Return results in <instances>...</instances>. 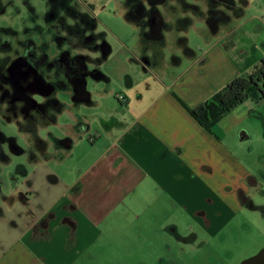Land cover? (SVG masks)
Segmentation results:
<instances>
[{
	"label": "crops",
	"instance_id": "obj_1",
	"mask_svg": "<svg viewBox=\"0 0 264 264\" xmlns=\"http://www.w3.org/2000/svg\"><path fill=\"white\" fill-rule=\"evenodd\" d=\"M123 20L139 34L129 46L124 41L129 28L120 26L114 33L123 52L122 60L114 62L119 79L112 75V49L105 67L99 68L106 79H88L95 83L94 94L122 95L123 113L119 118L109 115L110 121L100 119L106 145L98 152L102 137L89 136L93 121L81 110V105L99 104L91 91L89 104L59 101L63 109L45 127H56L61 137L49 133L44 140L37 134L44 152L29 136L31 169L19 171L20 187H13L11 198L0 203V264H158L156 243L175 228V206L187 221H199L195 211L214 210L207 200L229 215L226 209L234 198L223 190L236 183L238 172L246 171L232 149L249 140L248 129L238 128L245 115L258 108L247 100L239 107L244 117L232 124L227 115L217 124L222 135L216 129L210 134L175 97L195 107L235 77L254 70L264 56V0H248L228 27L211 31L214 39L200 40L199 49L189 46L187 36L191 29L198 31L199 21L171 37L169 44L164 29L157 39L146 41L141 27L125 13ZM179 37L186 39L184 48L190 54L177 45ZM233 128L244 130L238 132L235 148L223 135ZM52 138L70 139L71 148L56 146ZM84 140L92 147L89 157L77 163V179L68 185L62 180L69 174L67 161ZM51 160L67 169L57 173L48 169L44 163ZM221 222H215L214 232Z\"/></svg>",
	"mask_w": 264,
	"mask_h": 264
},
{
	"label": "rangeland",
	"instance_id": "obj_2",
	"mask_svg": "<svg viewBox=\"0 0 264 264\" xmlns=\"http://www.w3.org/2000/svg\"><path fill=\"white\" fill-rule=\"evenodd\" d=\"M181 1L184 3L186 2L187 4L188 2H192L194 4L197 3L199 4L200 11H202L203 15L206 12L204 4L200 1ZM124 2L125 0H0V6L2 8L0 11V44L9 43L10 45H14L11 37L8 36L4 30L17 31L18 37L24 38L25 34L23 29L25 27H34L35 25L44 27L47 25L46 16L51 11L57 12V16H59L66 24H71V19H74V17L64 13L65 10L69 8L76 13L74 16H77V19H79L80 16L85 15L90 17L92 16L94 18L95 33L102 34L104 40L114 51L112 55V57H114L112 75L115 77L116 81L119 79V75L117 74L118 63L115 65L114 62H120L122 60L123 52L120 53L121 49L119 48V43L115 38L114 33L118 31L120 26L129 28L127 29L126 33L127 40H124L126 43L128 42L129 46H132L131 44L138 40L139 34L136 28L132 29L131 31L130 28L132 27H126L127 25L123 20L125 13ZM159 9L162 12V18L167 25L164 28L163 34L165 35L166 40L169 41V44L172 42L171 37L181 35L184 25L189 24V22L193 23L195 21H199L196 23L198 31L191 29L187 34L188 39L190 40L189 46L191 48L199 49L201 45L200 40H202L204 37H212V39H214V36H211V30L205 23L204 17H199L198 13L189 8H182L179 0H170L164 9ZM183 18L187 19V22H177L183 20ZM223 25L228 27L226 24ZM199 28H201V30H205L204 34L199 30ZM132 34L136 36L134 40L132 39ZM29 36L35 40L37 44L40 43L39 38L36 35H33V33H31ZM46 39L49 43L48 53L50 56H52L55 53V50L52 43L48 41L49 37H45V40ZM166 52H168V50ZM72 53L74 54L76 51L73 50ZM9 55H11V53L0 52V59H8ZM91 56L94 57V55ZM13 57L14 55L12 54L11 58ZM104 67V64L100 66L101 69ZM94 86L95 83H93L92 80H88L87 91L92 92L94 99L98 100L99 104L94 107H85L84 105H81V110L93 121L92 130L88 133L89 136L98 137V135H101L102 137L97 141L98 144L96 145V150L98 152L101 151L106 145L105 141L103 140L105 133L100 126V119L102 118L110 121L109 115H114L116 118H119L120 114L123 113L124 105L116 99L115 96L118 95L111 96L108 94H94ZM56 97L62 103L71 102V97L68 92H58ZM34 100L38 103L43 102V99L37 95L35 96ZM248 101L258 109L250 113L249 117H246L245 115V119L242 121V125L238 129H248L250 133L248 134L250 135V139L246 140L241 146L237 147L236 140L239 139L238 132L244 130H239L236 132L235 128H233L231 131H224L223 135L226 136L224 140L225 143L229 145V147H231V145H234V148L237 147L236 149H231L234 150L233 155L239 162L240 166L258 178V190H253L254 193L252 195V202L255 207L260 209L250 211L242 210V212L236 215V217L231 216L230 222H228L222 229L223 233H226L227 239L223 242L218 241V238H216L218 236L213 239L212 247H216L215 251H212V247H209L208 250H204L202 254L197 256V259L195 260H190L187 255L184 257L177 256L175 258L176 264H183L182 260H185V264H209L211 263L210 259L217 261L216 256H218L220 252L222 253L224 251H229L233 255V258L229 262L234 263L242 256L252 252L254 249L264 246V104L251 98L248 99ZM239 107L240 105L228 114L232 124L233 122H238L242 116L244 117V112L241 114L242 108ZM251 108L253 109V107ZM0 111L1 117L3 115H7L3 112L4 105L0 106ZM6 118L7 117H5V119L0 118V203L4 198H6V196H10L9 198H11V190L13 187H20L22 178L19 177V171L22 168L28 171L31 169V165L29 164V155L33 143V139H30V134L25 132L24 128L21 130L20 126H18L14 120L7 118L9 120V122H7ZM61 120L63 121V119ZM214 129L217 130L219 135H222V132L218 131L217 126ZM49 133H52L54 136L61 137L59 135V131L54 126L41 127L37 132L38 136L44 140L48 139ZM9 139L14 140L17 152H12L9 149ZM91 148V145L86 140H84L83 143H78L75 146L73 149L75 151L74 157L67 161L69 174H66L64 177H62V180L65 183L70 185L75 182L74 179H77L79 174V169L76 167L77 163L80 161H85L84 159L89 157ZM18 149L20 151H18ZM52 151L53 148L51 146L49 148V152ZM44 164V166L52 171H55L56 173L60 172L61 169H67V166H59L58 163H55L52 160ZM10 201L11 199H8V203L11 205ZM160 209L161 215L163 207ZM174 214L175 217L172 218L174 221L173 223L183 234L186 231V226L188 223L187 218H185L186 214L179 209V206H175ZM170 242L171 240L167 241V239H164V237L160 238L159 241L157 240L155 249H157L156 251L159 253V258L164 260L169 259V254L172 253V251L168 252L167 247L172 246Z\"/></svg>",
	"mask_w": 264,
	"mask_h": 264
},
{
	"label": "trees",
	"instance_id": "obj_3",
	"mask_svg": "<svg viewBox=\"0 0 264 264\" xmlns=\"http://www.w3.org/2000/svg\"><path fill=\"white\" fill-rule=\"evenodd\" d=\"M247 1L205 0L206 12L204 15L200 10L195 11L193 8L191 10L198 13L199 17H204L207 27L211 31H215L220 25L228 23L232 16L238 17L242 8L246 7ZM1 9L0 6V11ZM64 13L74 17L71 19V24H66L57 16V12L51 11L46 16L47 25L44 27L37 25L25 27L23 29L24 38H19L17 31L4 30L11 37L15 46L9 43L0 44L1 53L14 55L11 58V66H15V70L36 73L39 82L43 86H49L54 91L43 102L38 103L36 101L40 107H44L49 102L46 109L48 110L47 117L39 122L37 127H44L53 122L55 115L63 109L56 93L68 92L71 102L75 105L86 103L90 99L86 88L87 80L89 78L106 79L99 68L110 55L111 47L104 40L102 34L95 33L94 18L85 15L86 17L80 16L77 19V16H74L76 13L69 8ZM161 14L155 9L146 14L148 19L155 23L157 29L166 26ZM184 22H187V19ZM189 25L191 22L184 25L182 31L186 30ZM31 33L39 38V44L30 38ZM45 37H49L48 41L52 43L55 50L52 56L48 53L49 43ZM185 41L184 37H179L176 43L182 48L183 53L188 55L191 51L184 48ZM73 50L76 53L73 54ZM5 62L7 59H0L1 66ZM250 98L264 104V56L249 74L235 77L221 90L195 107H189L175 97L188 114L210 134H213V129L225 116ZM23 128L30 135H35L32 126H24ZM34 138L36 137L34 136ZM52 140L58 147L71 148L70 139L57 140L52 138Z\"/></svg>",
	"mask_w": 264,
	"mask_h": 264
},
{
	"label": "flooded vegetation",
	"instance_id": "obj_4",
	"mask_svg": "<svg viewBox=\"0 0 264 264\" xmlns=\"http://www.w3.org/2000/svg\"><path fill=\"white\" fill-rule=\"evenodd\" d=\"M169 1L170 0H125L124 10L126 17L129 21H133L141 27L143 31L142 38L144 40L149 41L157 39L159 36H161V29H164L167 26L166 25L164 28L158 27L157 29L154 25L155 23L148 19L146 14L153 9L162 13L159 8L164 9ZM193 1L202 2L206 9L205 0ZM179 3L184 9L193 8L195 11L200 10V6L197 3L194 4L192 2H188L187 4L181 0H179ZM185 20L186 19H183L177 22L185 23ZM14 72L15 73L11 74V55H9L7 62H5L2 66L0 65V106L4 105L3 112L7 114L1 117L0 111V118L5 119V117H7L10 120H14L21 129L24 126H32V129L34 128L35 130L34 136L36 137V148L39 149V151L44 152V142L41 141L39 137H37L38 127L36 125L47 117L48 110L46 109L49 105V102H47L44 107H40L39 104H37V102L34 100L36 95L31 96L27 92V85L32 79V71L26 72L18 69L15 70L14 68ZM35 77L37 79V76ZM38 84L42 85L39 80ZM53 93L54 91L52 94ZM14 95H17V97H14ZM47 97L40 98L45 100ZM7 118L6 120L9 122ZM9 149L12 152H17L14 140L9 139ZM18 151L20 150L18 149ZM232 174L234 177L235 175L237 176L236 169ZM258 183V178L249 173L247 170L245 173L238 172L236 183L234 185L225 187L223 190L224 193L232 194L234 198L233 204L228 206L226 209V212H229L228 216L218 210V207L213 204V201L207 200L209 205L208 208L214 210L209 211L204 209L195 211L194 213L198 216L197 218L199 221L196 218L189 220L186 226V231L183 234L180 232L177 226L165 231L168 234V238H166L167 241L171 240L170 243L172 244L171 247H167V251H172V253L169 254L168 260L159 258L158 264H176L175 258L177 256L184 257L186 255L190 260H195L197 259V256L202 254L204 250H208L209 247L213 246V239L216 236H218L216 238H218L219 242L225 241L227 239V235L226 233H223L222 229L228 222H230L231 216L236 217V215L242 212V210L250 211L260 209L255 207L252 202V195L254 193L253 190L256 191ZM220 208H223V205H221ZM215 222H221V226L216 232L213 231ZM215 248L212 247V251H215ZM216 258L217 261L210 259L211 263L209 264H264V246L254 249L252 252L242 256L234 263L229 262L233 258V255L229 251H224L222 253L220 252ZM182 261L183 264H185V260Z\"/></svg>",
	"mask_w": 264,
	"mask_h": 264
},
{
	"label": "water",
	"instance_id": "obj_5",
	"mask_svg": "<svg viewBox=\"0 0 264 264\" xmlns=\"http://www.w3.org/2000/svg\"><path fill=\"white\" fill-rule=\"evenodd\" d=\"M13 73H15L14 72V66H11V74H13ZM31 75H32V79L27 85V92L31 96L38 95L40 97H47V96L52 94V92H53L52 88H50L49 86L44 87V86L38 84V79H36V77H35L36 73L31 72ZM92 79L97 80V81L102 80V79L100 80V79H95V78H92ZM89 103H90V101L86 102V104H89Z\"/></svg>",
	"mask_w": 264,
	"mask_h": 264
},
{
	"label": "built area",
	"instance_id": "obj_6",
	"mask_svg": "<svg viewBox=\"0 0 264 264\" xmlns=\"http://www.w3.org/2000/svg\"><path fill=\"white\" fill-rule=\"evenodd\" d=\"M116 99L121 103H125V98L122 95L116 96Z\"/></svg>",
	"mask_w": 264,
	"mask_h": 264
}]
</instances>
